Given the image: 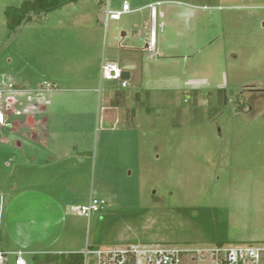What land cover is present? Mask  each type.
I'll return each instance as SVG.
<instances>
[{"label":"rangeland","instance_id":"1","mask_svg":"<svg viewBox=\"0 0 264 264\" xmlns=\"http://www.w3.org/2000/svg\"><path fill=\"white\" fill-rule=\"evenodd\" d=\"M22 1L0 0V78L13 73L31 91L12 106L2 99L0 139L58 151L47 174L18 184L48 182L61 196L44 219L32 212L38 189L11 203L19 191L4 162L16 149L0 144L5 264L20 249L35 264L32 243L264 245V0H76L11 31L5 11ZM124 1L130 12L106 18V3ZM109 59L130 72L127 86L101 78ZM89 85L96 92H80ZM110 98L122 104L109 111ZM91 197L104 201L99 211L74 209Z\"/></svg>","mask_w":264,"mask_h":264},{"label":"built area","instance_id":"2","mask_svg":"<svg viewBox=\"0 0 264 264\" xmlns=\"http://www.w3.org/2000/svg\"><path fill=\"white\" fill-rule=\"evenodd\" d=\"M108 2V1H106ZM130 12L129 5L123 2L120 10H110L107 7L105 16L118 17L122 13ZM144 49H150L148 42ZM123 71L117 62L103 61L101 63V78L106 80H121L122 86H127L129 79L122 78ZM44 85L50 86L47 81ZM12 84H9V88ZM9 100V96L0 90V126L5 124V114L1 108L2 99ZM104 203L91 197L87 206H75L74 209L83 215L99 211ZM82 264H264V245L262 244H233L215 243L199 245H176L162 242L155 243H127L124 245L94 247L89 244L81 251ZM8 254L0 249V264H5ZM14 264H26L24 252H13Z\"/></svg>","mask_w":264,"mask_h":264},{"label":"crops","instance_id":"3","mask_svg":"<svg viewBox=\"0 0 264 264\" xmlns=\"http://www.w3.org/2000/svg\"><path fill=\"white\" fill-rule=\"evenodd\" d=\"M100 3V2H99ZM46 14V13H44ZM124 35V34H123ZM122 35V36H123ZM10 61V59L8 60ZM107 61H113L116 62V60H107ZM21 78H18L13 74V73H8L7 75H4L3 77L0 78V86H2L1 91L4 92L5 95L9 96V104L12 106L13 103L16 102V97L17 96H21V95H27V93H30L31 90H28L27 87L20 83ZM51 86L54 87V90H52V92L54 91H59V88L57 86V84L55 83V81H50ZM9 84H12V87L9 88ZM4 88V89H3ZM11 89H13V93L14 96L11 95ZM64 90V89H62ZM97 88L93 85H89V87H83L80 92H96ZM99 92V90H98ZM7 93V94H6ZM10 93V94H8ZM40 108L42 109L43 113L45 112V105L49 104L48 100H44L42 102L38 103ZM109 104V105H108ZM107 110H111V108L109 106H112L110 103H107ZM29 107L32 108H36L37 105L34 104L33 105H29ZM46 114V113H45ZM48 117L43 116L42 117V124H43V129L46 130L45 127V123L47 122ZM27 124H34V119L32 118V115H28L27 116ZM11 127L16 129V127L19 125V123H17V121H12L11 123ZM2 126H0L1 128ZM47 132H44V137L46 135ZM33 140L38 138L37 133H33V135L31 136ZM0 144L4 145V146H8L9 148L13 147L16 149V154L12 151L10 154V156L8 155V160L9 161H5L4 162V166L8 167L7 169L9 170V174L11 176V178L15 175V179H11L13 181H11L10 183V189L13 191L17 190V194L14 195V198L12 199L11 203H13L14 201H16L17 197L22 196L23 194L27 193V190H29V192L31 190L36 191L38 189V191H40L39 194H41L40 196V200L36 203H32L31 202V207L33 208V214L36 212L35 209L37 210V212H40L39 216L40 218L44 219L47 218L49 216V210H50V204L53 202L52 200V196H56L59 197L61 196V191L57 190V191H51L52 189H50V187L48 186V182L43 183V181H40V186H38L39 188L33 189L31 186L34 183H29L26 182V186H22V190L19 189V184H23L22 182L19 183L20 181H22V178H28L31 174H47L49 172V168H52V164H54L53 162H56L58 160L61 159L62 155L60 153H58V151L53 152V151H48V152H39V151H34L33 149L31 151L27 150L24 146L21 140L19 139H0ZM22 178H20V177ZM28 181V180H27ZM19 183V184H18ZM7 182H5V184L3 186L0 187V195H4V196H8V194L11 192V190L7 189L6 186ZM30 186V187H29ZM50 190L52 193L51 194H47L45 191ZM53 194V195H52ZM37 207H36V206ZM36 212V213H37ZM35 219V218H34ZM0 242H1V238H0ZM36 244V243H35ZM49 245V244H48ZM47 245V246H48ZM1 246V243H0ZM38 246L39 243H38ZM47 246H43L41 247H36L34 243H32L31 245H29V247H31V250L37 251L38 249H42L40 250L42 253L45 252H54V253H60V252H65L64 250H60V249H52L51 247L47 248ZM1 249V248H0ZM22 250V249H20ZM67 252H74V251H67ZM38 253L35 252V254Z\"/></svg>","mask_w":264,"mask_h":264},{"label":"trees","instance_id":"4","mask_svg":"<svg viewBox=\"0 0 264 264\" xmlns=\"http://www.w3.org/2000/svg\"><path fill=\"white\" fill-rule=\"evenodd\" d=\"M72 1L76 0H23L19 6H9L6 9V25L11 31H15L20 24L25 23V21L32 20V14H44ZM98 1L101 2L102 0ZM125 96L121 99L123 102ZM109 103L112 106H119V104H122L121 101L114 100V98H110ZM34 263L82 264V254L81 252L36 253Z\"/></svg>","mask_w":264,"mask_h":264},{"label":"water","instance_id":"5","mask_svg":"<svg viewBox=\"0 0 264 264\" xmlns=\"http://www.w3.org/2000/svg\"><path fill=\"white\" fill-rule=\"evenodd\" d=\"M264 25V22H263ZM122 78L129 79L130 78V72L129 71H123Z\"/></svg>","mask_w":264,"mask_h":264}]
</instances>
